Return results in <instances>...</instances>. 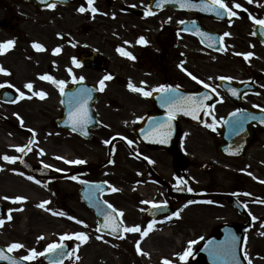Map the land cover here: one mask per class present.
Wrapping results in <instances>:
<instances>
[{
    "label": "flooded vegetation",
    "instance_id": "obj_1",
    "mask_svg": "<svg viewBox=\"0 0 264 264\" xmlns=\"http://www.w3.org/2000/svg\"><path fill=\"white\" fill-rule=\"evenodd\" d=\"M36 1L0 0V43L8 40L15 42L14 46L0 54V66L8 71V74L0 73V85L25 93V98L18 99L15 103L0 101V108L8 111L10 115L4 114L0 109V126L4 128L0 133V157L8 155L23 158V162L20 159L8 162L0 158V219L5 221L0 226V250L7 256L25 261L22 258L29 254V250L35 249L44 253L49 243H61L60 236L63 234L76 233L78 228L96 231L100 217L95 215L93 209L101 208L107 211V205L103 203L106 200L115 209L123 212V216L117 217V221L122 220L125 226L139 225L143 231L151 221H156L154 229L143 238L137 232L118 231L114 235L112 232L102 235L117 243L126 241L127 236H136L137 240L146 242L155 235L153 232L158 233V226L171 223L173 227H177L174 222H182V226H178L182 233H177V237L184 238L183 253L188 250L189 241H196L183 264H203L200 258L194 257L197 250L219 227H234L243 230L240 236L241 253L246 263L248 264L249 260L251 264L264 262V235L261 234L264 233V185L258 188L254 183H264V70L256 72L255 64L258 61L254 62L251 57L245 59L242 55L248 52L254 55L259 52V58L264 61V41L253 35L256 23L249 18L251 16L264 19V10L261 14L248 0H235L242 5L240 9H233L238 15L228 16L224 21H215L175 9L173 4L176 0H167L169 7L159 12L151 11V15H145V12L150 10L153 0H95L96 9L122 8L117 13L129 19L131 26L136 25L140 29L132 30L137 34L136 39L143 36L148 41L147 44L138 43L134 52L130 51L128 45L118 46L131 52L135 59L123 55L121 59L124 62L114 65L115 72L110 73L109 63L101 56H98L99 60L104 61L105 65L100 71L88 69L87 65L79 62L82 53L92 52L86 46L89 39L80 43L79 36L89 35L93 30L89 25L91 16L96 14L98 17H105V14L79 12L81 6L87 8L86 0H68L71 2L68 6L56 5L55 8L46 9H39ZM225 2L229 7L233 4V0ZM67 8H74V15L82 18L83 24H74L76 28L72 27L70 31L65 32L64 37L54 31V37L60 42L53 49L59 47L61 50L54 54L52 49L51 55L63 56L65 61L59 64L49 63L45 68L36 67L31 61V55L35 51L32 52L33 43L30 39L42 38L50 30L58 29L62 18L60 12ZM127 8L134 10L127 11ZM164 14L168 15V19L159 24L158 20ZM180 21H196L202 28L215 31L219 37L225 32L230 35L224 37L221 42L223 50L215 54L205 49L196 37L184 32V24L179 23ZM206 22L223 27L224 30L208 28ZM239 22L243 27L245 24L250 25L247 39L237 32ZM157 26H160L159 30L151 35L153 28ZM184 39H193L206 52L230 59L240 66L242 77L235 79L223 69L225 64H219L217 69L224 72V77L232 79L222 80L218 77L213 82H208L200 73V69H195L189 64L190 57L180 42ZM153 45L156 49H152ZM114 49L117 50V47ZM74 59L79 62V66L73 62ZM249 62L252 66H249ZM189 72L196 76L197 80H193L188 75ZM45 74L65 82L63 93L50 81L40 79V76ZM95 75L99 78H95ZM105 75H111L112 79L105 81V87L101 91L99 81ZM80 77L84 79L80 80ZM198 80L209 87L198 83ZM40 81L54 92L56 116L53 122L61 119L64 114L63 94L68 95L76 85H79L77 91L96 87L97 97L91 105V118V113L87 110L89 91L84 97L86 102L83 106L88 113V122L82 129L77 127V130L69 131L62 127H53V138L48 135V141L41 144L32 143L31 151L22 154L16 147L28 145L30 139L36 137L34 129L30 127L31 123L25 119V103L42 102L49 97L47 93L44 99H38L24 85L31 82L36 88L40 84L35 82ZM130 81L144 91L152 92V95L145 97L139 92L131 91L128 88ZM241 83L247 85L236 89ZM162 84L171 85L179 97L185 92L202 89L208 97L205 99L208 104L201 113L200 124L174 115L167 143H160L159 136L150 135L154 126L167 121L169 116V108L162 102L164 94L156 91ZM233 89L237 92L235 96L232 95ZM243 90H253V93H242ZM237 110L240 112L233 116L232 113ZM246 115L256 118L244 119ZM147 121L149 123L145 125ZM209 124H214V127H208ZM9 131L26 136L27 141L14 143ZM105 140L110 143L105 144ZM128 140L133 143L129 145ZM34 146L40 148L34 149ZM41 149L43 154H40ZM54 149V155H48L47 151ZM76 159L85 163L65 162ZM45 165L51 167L45 168ZM57 168L61 171L57 172ZM96 168L100 169L93 170ZM29 176L34 179L29 180ZM73 176L77 179H71ZM36 180L40 183L37 184ZM181 180L186 181V184L181 183ZM30 183L35 188L46 189L47 196L40 197L37 202H29L27 198L23 202L3 199L5 196L25 197ZM95 185H99L102 191L96 189ZM113 187L119 191H112ZM188 187L193 191H187ZM82 192L87 201L82 198ZM210 193L222 195L224 198L193 200L192 203L172 198L174 194ZM44 200L50 203L45 208L38 207ZM143 201H166L163 206L168 208L161 212L178 211L179 217L156 216L151 204L142 203ZM88 203L93 207L88 206ZM10 210L12 219L8 220ZM61 211L67 215L53 214ZM30 212L43 214L46 216L45 222L56 223L57 230L47 233V229L40 226L36 217L31 218V224L28 222L26 227L18 228L16 217ZM80 212L86 213L87 216L80 218ZM69 216L83 220L85 224L77 223L76 220L69 219ZM253 216L257 219L253 220ZM24 231H27V236ZM227 231L220 236L226 245L231 242L233 236L237 238L238 243L239 233L230 234V231ZM30 238L32 240H29ZM47 238L52 241L43 242ZM75 242L77 239L73 236L62 243L72 252ZM12 243L22 244L23 247L8 252V246ZM213 250L212 246L206 247L204 256H208ZM44 255L45 253L25 262L43 264Z\"/></svg>",
    "mask_w": 264,
    "mask_h": 264
},
{
    "label": "rangeland",
    "instance_id": "obj_2",
    "mask_svg": "<svg viewBox=\"0 0 264 264\" xmlns=\"http://www.w3.org/2000/svg\"><path fill=\"white\" fill-rule=\"evenodd\" d=\"M252 6L256 7L258 12H263L264 10V0H253ZM97 13L105 14V17H98L96 14L91 16V22L89 25L93 28L89 35L82 37L79 36L80 43L87 42L86 46L89 50L98 53L105 62L109 63L108 72L112 73L114 65L124 62L118 54V51L114 47L128 45L130 51L134 52V48H137V34H134L132 30L139 31V27L136 25L131 26L130 20L119 15V10L122 8H103L98 7ZM74 8L62 9L60 19V27L55 30H50L47 32V35L42 38L30 39L31 43L40 42L45 46V52H39L32 54V64L36 67L43 66L46 67L47 64L56 62L57 64L63 63L65 60L63 56H52L51 50L56 47L60 41L58 38L54 37V31L63 37L66 36L65 32L70 31L72 27L76 28L74 24L82 23V18L74 15ZM168 15L164 14L159 18V24L166 22ZM136 21V20H134ZM136 23V22H135ZM95 24V25H94ZM79 25V26H80ZM94 25V26H93ZM206 26L213 30H224L223 27H220L216 24L206 22ZM250 26V25H249ZM249 26L245 24L243 27L241 22L237 25L238 34L242 33L241 36H245L247 39V34L249 31ZM160 26L153 28L154 32H151V35H154L158 31ZM128 41L129 43H125ZM184 51L189 55V64L195 68L200 69V72L208 82L215 80L219 76H224V72H221L217 69L219 64H225L223 67L224 70H227L229 74L235 79H240L243 75L240 66L232 62L230 59H225V57L210 54L200 48L195 40L193 39H184L180 41ZM181 43H178L180 45ZM152 49H156V46L153 45ZM258 53V54H257ZM251 56V59L256 62L255 67L256 72L264 70V61L259 58L260 53ZM232 54V53H230ZM240 58V56H238ZM249 66H252L251 63H248ZM48 66V65H47ZM32 74H34L32 72ZM95 78H99L98 75H95ZM38 88H34L33 91L39 92L41 88L46 89L49 97L45 101H40L36 103H25V119L29 120L31 123L32 129L35 132L36 143H44L48 141V135H52V138L55 134L53 119L56 116V100L54 98V92H51L52 89L48 85H44L40 82H35ZM4 114H8L3 108ZM28 122V123H29ZM3 127L0 126V133L3 132ZM11 138L14 143H24L26 142V136L19 134L18 132L11 133ZM34 149L40 148L39 146H34ZM48 155H54L55 149L47 151ZM256 187H260V182H254ZM26 187V184H25ZM29 190L25 191V197L29 202L40 201V197L44 198L47 196L46 189L40 187H33L30 183L28 184ZM32 214V215H31ZM42 218H41V217ZM86 213L80 212L79 217L85 218ZM36 217L42 228L47 229V233L52 232L55 229L56 223L45 222L46 216L43 214L37 213H26L16 217L15 221L18 225V228H24L27 226V223L33 221L31 218ZM53 225V226H50ZM177 227H173L170 223H164L158 226V233H154L148 241L144 242L143 240H137L136 236H127L126 241L123 243H117L113 240H110L104 236L99 235L95 230H84L82 228L76 229L78 232H85L88 235V240L81 244L80 241L74 243L73 249H76V252L72 254L70 259L64 264H163V260L166 258L172 261V264H183L182 260L179 258V255L183 253V239L182 237H177V233L181 232L178 226H182V222H174ZM27 231H24L25 236ZM182 233V232H181ZM100 236L102 239H98ZM29 240H32L30 238ZM132 240V242L130 241ZM50 242L49 238L44 239L43 242ZM137 241L140 243V248L142 252L148 253V255L138 254L136 250ZM79 257V259H77ZM258 264H264L260 261Z\"/></svg>",
    "mask_w": 264,
    "mask_h": 264
},
{
    "label": "snow or ice",
    "instance_id": "obj_3",
    "mask_svg": "<svg viewBox=\"0 0 264 264\" xmlns=\"http://www.w3.org/2000/svg\"><path fill=\"white\" fill-rule=\"evenodd\" d=\"M87 2V8H85L84 6H81L78 11L83 13L85 11H91L92 13H96L98 11V9H96L94 7V3L95 0H86ZM253 0H248V3H252ZM55 4L54 3H48L47 7L48 8H55ZM156 7L159 8L161 7V0H157L156 3ZM180 7L181 8H200L201 11H206V12H215L216 15L218 17H223L225 15L229 16V17H234L237 16L238 13L236 11H234L233 9H240L242 8V5L240 3H236L235 0H233V4L231 7L228 6V4L225 2V0H201L200 4H196V3H192V0H181L180 2ZM152 12L151 10H148L145 12V15H151ZM250 19H253L254 22L258 25L261 26L260 30H261V34L264 35V19H256L255 17H249ZM179 23L184 24L185 21H180ZM185 31H189V29H184ZM196 32L203 38V37H207V39L211 40L214 39L211 36H208V34L200 31V29H196ZM230 33L225 32L223 33V36L220 37L221 42L223 41L224 37L229 36ZM14 41L13 40H8L6 42L0 43V54L6 52L8 49H10L12 46H14ZM125 43H129L128 41H125ZM137 43L139 44H147L148 41L143 37H139V39L137 40ZM33 48L36 49L37 51H44V45L38 43V42H33ZM60 48L57 47L55 49H53V53L54 54H58L60 52ZM223 50V49H221ZM117 51L120 52L121 55L127 56L130 59H135V57L132 55L131 52H127L121 48H117ZM238 55H240L238 53ZM244 55L245 59H248L249 57H251L253 55L252 52H248V53H244L242 54ZM77 66H79V62L76 61L74 59L73 61ZM71 73V69L68 70ZM0 73H5L8 74L7 69H4L2 66H0ZM189 76H191V78L193 80H197V77L194 76L192 73H188ZM40 79L42 80H48L51 83H53L54 85H56L61 93H63L64 91V81L63 80H56L54 77L50 76V75H42L40 76ZM80 80H83L84 77H80ZM112 76L111 75H105L100 81H99V85H100V90L102 91L105 87V81L106 80H111ZM220 79L222 80H231L232 77H220ZM73 80L75 81V77H73ZM143 83V82H141ZM198 83L204 84L203 81L198 80ZM11 86V85H10ZM205 87H209V85L204 84ZM0 87H3V85H0ZM25 88L31 90L33 88V84L31 82L25 83L24 85ZM128 88L133 91V92H139L141 93L143 96L147 97L152 95V92L150 91H144L142 88L135 86L133 83H131V81L128 83ZM213 92H215V88L212 89ZM17 91L19 92V99H23L25 98V93L23 91H20L19 89H17ZM89 90H85V89H80L78 90L76 93H73L71 95L78 97L77 99V103L80 105L78 108H76L75 111H70L69 112V121L73 124V131L77 130V127L79 128H83V126L85 124H87L88 122V113L87 110L84 108V103L86 102L84 100V97L87 96ZM156 91H159L161 93L164 94V96L162 97V102L165 106H168L169 108V116H168V120L162 123H159L157 125L154 126V130L153 132L150 133V135L152 136H159L160 143H167L168 138L171 135V128H172V124L171 121L174 118V115L176 112L178 111H182L184 112L186 115H191L193 116V118H197L199 109L202 107H205L204 105V100L207 99V94H205L202 97L196 98V97H192V96H181L180 97V101L177 102L175 97L177 95H179L176 92V89H174L171 85H160L158 87V89H156ZM33 95L39 96V98L44 99L47 96V93L43 92V91H39V92H33ZM232 95L235 96L237 95V92L235 89L232 90ZM31 98V97H28ZM240 112V110H237V112L232 113L233 116H236L237 113ZM255 119L256 117H249V116H245L244 119ZM210 128L214 127V124H209L207 125ZM242 126V125H240ZM35 141L33 139H30L29 144L25 145V146H17L16 150L22 154H26L28 151H31V144L34 143ZM105 144L110 143V141L105 140L104 141ZM133 142L131 140H128V144L131 145ZM40 154H43V150H40ZM5 161L8 162H15L17 159H20L21 162H23V158L21 157H13V156H8V155H4L3 157H0ZM58 159H63V157H57ZM68 164H82L85 163V161L80 160V159H76V160H66L65 161ZM45 168L51 167L50 165H45ZM57 172L61 171V169H56ZM249 175H251V173H249ZM29 180H33L34 177L29 176L27 177ZM71 179L75 180L77 179V177L73 176L71 177ZM37 184L40 183L39 180L35 181ZM181 183L186 184V181L181 180ZM264 182V181H262ZM83 183V181H82ZM96 189H100L99 185H95ZM102 191V189H100ZM112 191H119V189L116 188H112ZM187 191L191 192L193 191L192 188L188 187ZM3 199L8 200L11 199L13 200V202H23L26 200V197L24 196H15V197H3ZM208 203H212V201H207ZM50 203V201L48 200H44L42 201L39 205H37L38 207L41 208H45L46 205H48ZM105 205H107V211H104L102 214L104 216V223L102 225H98L96 228L97 232H100L102 230V228H108L111 230V232L114 234L118 231H123V232H137L141 234V238L145 237L148 235V233L150 231H152L154 229V225L156 224V221L153 220L151 221L148 225L147 228L144 229L143 231H141V228L139 225H135V226H125L123 224V221H117V217H122L123 216V212L122 211H118L117 209H115L113 207V205L109 204L108 201H104L103 202ZM142 203L145 204H151L153 209H159L163 204H166L167 202H162V203H156L153 201H143ZM189 203H192L191 201H189ZM16 210H22V209H16ZM47 211H52L51 209H46ZM11 211H9V215L7 217L8 220L12 219L11 216ZM115 213V215H113ZM54 215H60V216H65L67 215L65 212L61 211V212H53ZM172 216L175 217H179V212H173ZM69 219H74L76 220L75 217H68ZM166 219H171V217H166ZM253 220H256L257 218L255 216L252 217ZM4 219H0V226H2L4 224ZM77 223L80 224H85V222L83 220H76ZM86 226V225H85ZM262 235H264V233H261ZM73 236L75 237V239L79 240L81 244L85 243L88 240V235L85 232H76L73 234H63L60 236V240L61 243H50L46 246V248L44 249V253H57V258L55 260H50L49 264H60V258H62L64 255L68 254V255H72L76 252V249H73L71 253H65V251L63 250L65 248V245L62 243L64 240L66 239H72ZM98 239H102V237L98 236ZM40 239H42V237H40ZM236 237L233 236L231 242L228 244V246L224 249H220L217 251V255L218 256H223L228 258V264H239V260L236 256V251H235V243H236ZM196 243V241H189V248L187 251H185L182 254H177L179 255V258L181 260L185 259V257L189 254L190 250H191V246ZM23 245L19 244V243H12L8 246V252H12L15 249H19L22 248ZM136 250L138 254H143V255H148V253L146 252H142L141 248H140V243L139 241H137L136 244ZM44 253H39L37 252L35 249H31L29 250V254L24 256L22 259L27 261V260H33L35 259L37 256L43 255ZM245 258L247 259V254H245ZM77 259H79V257H77ZM0 260H8L10 262V264H20V261L11 257V256H6L3 252V250H0ZM163 264H172L171 260L168 259H164L163 260ZM248 264H251V260L248 261Z\"/></svg>",
    "mask_w": 264,
    "mask_h": 264
},
{
    "label": "water",
    "instance_id": "obj_4",
    "mask_svg": "<svg viewBox=\"0 0 264 264\" xmlns=\"http://www.w3.org/2000/svg\"><path fill=\"white\" fill-rule=\"evenodd\" d=\"M45 3H52L54 0H43ZM192 3H196V4H200L201 3V0H192ZM164 7V6H163ZM175 8H178V9H185V10H188L194 14H198V15H206V16H209V17H212V18H217L218 16L216 15L215 12H206V11H201L200 8H181L180 5H175ZM224 17V16H223ZM206 33V32H204ZM208 34V36H211L214 38L213 35L209 34V33H206ZM199 35V34H198ZM199 37H201L199 35ZM201 40L203 41V43L205 45H207L208 47L210 48H213V45H214V42H215V38L214 39H207V37H201ZM214 49H217V48H214ZM85 64H96L97 63V58H96V54H91L89 56H86L84 59H81ZM101 67V65L99 66H95L96 69H99ZM209 197H217V195H210ZM177 198L179 199H188V197H184V196H178ZM65 256H63L64 258ZM238 260H239V264H243L241 262V259L240 257H238ZM6 264H10V262H4Z\"/></svg>",
    "mask_w": 264,
    "mask_h": 264
}]
</instances>
